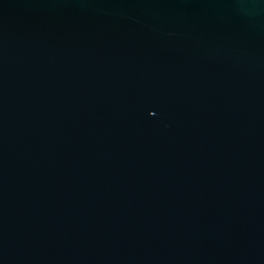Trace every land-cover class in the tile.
Returning <instances> with one entry per match:
<instances>
[{
  "label": "water",
  "instance_id": "1",
  "mask_svg": "<svg viewBox=\"0 0 264 264\" xmlns=\"http://www.w3.org/2000/svg\"><path fill=\"white\" fill-rule=\"evenodd\" d=\"M0 264H264V0H0Z\"/></svg>",
  "mask_w": 264,
  "mask_h": 264
}]
</instances>
